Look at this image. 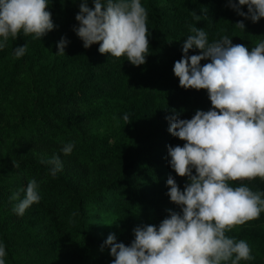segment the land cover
<instances>
[{
    "label": "trees",
    "instance_id": "1",
    "mask_svg": "<svg viewBox=\"0 0 264 264\" xmlns=\"http://www.w3.org/2000/svg\"><path fill=\"white\" fill-rule=\"evenodd\" d=\"M80 2L49 0L46 10L53 29L39 39L18 34L0 49V124L7 130L14 125L23 131L43 128L56 145L54 155L62 159L55 177L25 151L0 164V178L7 170L38 174L40 195L22 216L12 211L11 195L0 197L6 264H105L99 253L109 248L97 235L94 213H113L118 225L115 242L125 246L134 238L137 215L150 214L158 225L169 211L179 213L166 195V180L171 175L183 190L187 178L169 167L166 146H182L183 141L170 136L165 117L175 112L177 119H190L196 110L211 107L205 90L179 87L172 73L182 44L193 26L204 30L209 42L221 35L246 48L257 42L256 23L238 16L228 0H141L149 49L145 63L133 66L124 57L98 53V44L82 46L74 32ZM87 2L91 8L92 0ZM240 10L246 12V6ZM237 21L244 23L243 31L235 27ZM61 37L67 41L64 55L56 54ZM24 44V55L14 58L13 48ZM199 51L192 48L188 55ZM27 76L32 80L30 93L20 90ZM80 100L84 105L77 103ZM68 142L72 152L62 157L60 150ZM29 180L21 175L10 186L11 194L19 191L22 196ZM243 183L253 191L264 186L260 178Z\"/></svg>",
    "mask_w": 264,
    "mask_h": 264
},
{
    "label": "clouds",
    "instance_id": "2",
    "mask_svg": "<svg viewBox=\"0 0 264 264\" xmlns=\"http://www.w3.org/2000/svg\"><path fill=\"white\" fill-rule=\"evenodd\" d=\"M48 4L49 0H0V49L18 34L39 39L51 31ZM227 6L252 23L264 18V0H228ZM74 19L78 24L74 32L84 48L98 44L100 54L124 57L133 66L145 63L149 33L141 0H92L91 8L81 0ZM234 25L243 31L242 21ZM190 32L172 73L179 87L205 90L211 107L196 110L190 119H177L175 112L165 117L167 132L183 141L182 146H166L169 167L176 176L187 178L183 190L171 175L166 180V195L180 211H169L158 225L135 227L128 246L109 234L103 247L113 257L110 264H240L253 259L245 240L226 233L264 212V191L243 183L264 180V40L246 48L232 45L227 35L209 42L204 30L193 26ZM66 44L61 37L56 54L64 55ZM192 48L199 54L189 56ZM25 51V44L13 48V57L18 59ZM201 60L207 62L201 66ZM122 119L129 122L127 114ZM72 149L68 142L60 151L68 155ZM39 162L52 177L62 170L56 155ZM235 181L241 183L234 185ZM22 191V196L18 191L9 197L17 216L40 200L35 180ZM5 257L0 242V264H6Z\"/></svg>",
    "mask_w": 264,
    "mask_h": 264
},
{
    "label": "rangeland",
    "instance_id": "3",
    "mask_svg": "<svg viewBox=\"0 0 264 264\" xmlns=\"http://www.w3.org/2000/svg\"><path fill=\"white\" fill-rule=\"evenodd\" d=\"M262 26H264V20L260 19L256 22L253 31V35L256 37V43L260 40H264V27ZM250 45L251 46L248 48L255 46L253 43ZM30 72L32 73V70ZM65 75H67V73ZM26 78L29 80L20 83V90L24 93H30L32 80L29 76ZM77 103L80 106L84 105L82 100ZM4 107H7V105ZM4 107L2 106V111L4 110ZM45 132L46 131L43 128L38 126H30V128L23 131L19 125H14L13 128L7 130L3 123L2 125L0 124V164H3L8 157L12 158L13 153H18V151L28 152L26 156L37 164H41L39 162L41 158L47 159L52 157L56 145L50 137H45ZM61 155L63 157L62 153ZM60 160L62 161L61 158ZM25 171L29 170L24 169L22 172L24 173ZM23 173H21V175H23L25 179L30 180H35L36 175H38L31 173L29 176H26ZM21 175L10 170H7L2 174L0 178V186L2 187L0 189L1 198H6L12 195V190L9 188ZM261 191H264V186L261 187ZM5 213L7 212L3 211V214ZM94 215V220L97 226V235L100 239L105 240L109 234H113L115 237L117 236L116 228H118V225L115 222L114 215L111 211L102 210L94 213ZM135 224H137V226L155 225L150 214L137 215ZM231 232L233 233L232 237H235L238 240L243 239L248 243L251 249V255L253 256L252 260L241 261L240 264H264V212H262L259 218L254 221H249L243 225L233 227ZM231 232H229V236H231ZM99 254L103 256L105 264H110L113 257L109 255V251L102 250Z\"/></svg>",
    "mask_w": 264,
    "mask_h": 264
}]
</instances>
